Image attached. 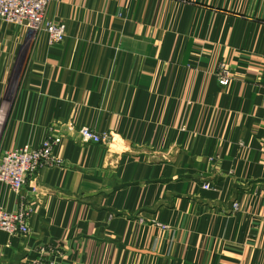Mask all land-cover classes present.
<instances>
[{
	"label": "crops",
	"instance_id": "1",
	"mask_svg": "<svg viewBox=\"0 0 264 264\" xmlns=\"http://www.w3.org/2000/svg\"><path fill=\"white\" fill-rule=\"evenodd\" d=\"M47 19L63 42L0 20V156L57 137L63 160L22 196L0 181L1 207L34 209L0 264H264V0H52Z\"/></svg>",
	"mask_w": 264,
	"mask_h": 264
},
{
	"label": "built area",
	"instance_id": "2",
	"mask_svg": "<svg viewBox=\"0 0 264 264\" xmlns=\"http://www.w3.org/2000/svg\"><path fill=\"white\" fill-rule=\"evenodd\" d=\"M52 0H0V20L17 27H24L34 33L45 32L48 35L49 44L61 43L67 36L65 23H54L47 19V12ZM222 85H227L231 79L230 72L222 70L219 77ZM82 136L85 141L100 143L108 141L112 136L108 133H100L89 127H83ZM60 139L54 137L46 140L38 149L28 146L13 150H7L0 156V181L8 184L15 193L22 196V191L28 179L35 177L43 167H54L63 164V160L54 154L55 146ZM210 185L206 183L204 188ZM36 196L37 186L32 187ZM238 210V204L234 203V211ZM34 209L29 200L24 197L20 207L16 211H9L0 206V230L9 234L28 235L31 231L30 218ZM43 253L46 252L42 249ZM61 251L48 253V256L35 261V264H63Z\"/></svg>",
	"mask_w": 264,
	"mask_h": 264
}]
</instances>
